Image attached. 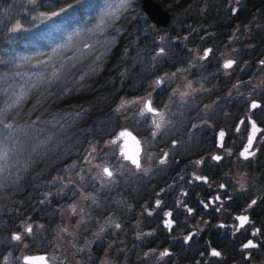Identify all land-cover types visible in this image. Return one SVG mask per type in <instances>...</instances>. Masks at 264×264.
<instances>
[{
	"label": "flooded vegetation",
	"instance_id": "flooded-vegetation-1",
	"mask_svg": "<svg viewBox=\"0 0 264 264\" xmlns=\"http://www.w3.org/2000/svg\"><path fill=\"white\" fill-rule=\"evenodd\" d=\"M195 5L193 22L181 18L177 61L159 55L154 78L119 105L113 131L85 148L98 147V158L89 156L77 182L70 175L51 182L47 248L27 250L24 237L20 257L44 251L49 264H264V0ZM124 129L139 140L137 163L121 151ZM249 242L256 247L245 248Z\"/></svg>",
	"mask_w": 264,
	"mask_h": 264
},
{
	"label": "trees",
	"instance_id": "trees-1",
	"mask_svg": "<svg viewBox=\"0 0 264 264\" xmlns=\"http://www.w3.org/2000/svg\"><path fill=\"white\" fill-rule=\"evenodd\" d=\"M157 1L176 37L200 7ZM166 26L140 0H0V264H20L11 232L27 218L37 221L27 250L47 248L53 175L113 131L119 96L142 91L164 57L177 61V39L156 34Z\"/></svg>",
	"mask_w": 264,
	"mask_h": 264
},
{
	"label": "rangeland",
	"instance_id": "rangeland-1",
	"mask_svg": "<svg viewBox=\"0 0 264 264\" xmlns=\"http://www.w3.org/2000/svg\"><path fill=\"white\" fill-rule=\"evenodd\" d=\"M35 12H33L32 14H34ZM52 13H54L53 11L52 12H48V11H38L36 14L37 15H39V16H41V17H46V16H48L49 14H52ZM13 26H14V28L15 27H18L19 26V23H17V22H15L14 24H13ZM156 34L159 36V37H161V39H162V43L163 44H165V45H167L169 42H170V38H172V37H175L176 38V36H173V33H171L170 31H169V29H168V26H166V27H163V28H159L158 30H156ZM157 74V73H156ZM175 75H176V68L174 67V68H172L171 69V71H170V76H172L173 77V79L175 80ZM152 78H154V76H152ZM173 80V81H174ZM129 95V94H128ZM128 95H121V96H119L118 98H117V100L115 101V108L117 109V110H119V109H121V107L119 106L120 104H124V102H126L127 100H128ZM89 144H96V142H94V141H90L89 142ZM91 146V145H90ZM88 147L87 148V150H86V153L84 154V156L83 155H81V157L80 158H77V159H73L63 170H61L60 172H57V173H55L54 175H53V177H52V179H51V182L52 181H54V183H56V184H60L59 182H61V180L60 179H57V177L58 176H60V175H70V177L75 181V182H77L78 181V179L76 178V176L75 175H79L80 174V171H81V169L82 168H84L85 167V165H89L90 164V162H91V159H90V157L89 156H91L92 157V159H94V160H96L97 158H98V147H95V148H91V147ZM103 147H104V144H103ZM104 149H105V147H104ZM88 158V160H87V162L86 163H83V160H84V158ZM55 180L57 181V182H55ZM49 190H50V188H49ZM49 190H47L46 192H44V194H46V195H48V191ZM67 216V215H66ZM60 220H57L56 221V223H55V228L56 229H59V230H64L65 228H64V225H63V221H60ZM30 223L31 224V232H29V234L31 235V233H33L34 232V230H36L37 228H36V223H35V221L33 220V219H25V220H23L22 221V223H21V225H20V227H19V229H20V232L22 233V235H21V237H20V239H21V243H20V245H18V247L15 249V254H17L18 256H19V258H20V254H21V252L23 251L22 249L23 248H25V246H26V239L24 238V235H26V233H24V228H25V225L27 224V223ZM58 222V223H57ZM19 231V230H18ZM21 245H23V246H21ZM23 247V248H22ZM12 253V252H11ZM8 258H9V260L10 259H12V257L10 256V255H8ZM13 264V263H12ZM17 264H19V263H17ZM20 264H22V261H21V263Z\"/></svg>",
	"mask_w": 264,
	"mask_h": 264
},
{
	"label": "water",
	"instance_id": "water-1",
	"mask_svg": "<svg viewBox=\"0 0 264 264\" xmlns=\"http://www.w3.org/2000/svg\"><path fill=\"white\" fill-rule=\"evenodd\" d=\"M140 7L148 16V18L155 24L165 26L171 19L170 11L164 7L157 0H140ZM160 48H157L159 50ZM124 142L122 143L121 151H123L131 161L138 162V152L140 143L138 138L129 130H123ZM30 227L28 223L26 229ZM12 235L17 237L18 231L13 230ZM21 260L31 264H49L48 258L44 251L25 252L21 255Z\"/></svg>",
	"mask_w": 264,
	"mask_h": 264
},
{
	"label": "snow or ice",
	"instance_id": "snow-or-ice-1",
	"mask_svg": "<svg viewBox=\"0 0 264 264\" xmlns=\"http://www.w3.org/2000/svg\"><path fill=\"white\" fill-rule=\"evenodd\" d=\"M209 51H211V50H209ZM231 66H232V62H231V61H229L228 63H226V64L224 65L225 68H230ZM252 107H253V108H256V107H258V106L255 105V104H253ZM219 135H220V137H223V136H224V133L221 132ZM250 143H251V141H250ZM214 159H216V160H220V157L217 156V157H215ZM133 162L136 163V161H133ZM161 163H164V161H161ZM105 171L107 172V174H108L109 176H111V172H109L107 169H105ZM197 179H199V177H197ZM255 203H256L255 201H252V204H255ZM189 211H191V209H189ZM238 219H246V218H245V217H238ZM14 239L19 240L20 237L17 236V237H14ZM248 247H252V248H254V247H256V245H254V244H252L251 242H249V244H246V245H245V248H248ZM213 255H215V256H219L220 253H219V252H213Z\"/></svg>",
	"mask_w": 264,
	"mask_h": 264
}]
</instances>
